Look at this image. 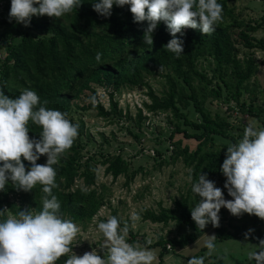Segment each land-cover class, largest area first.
Returning a JSON list of instances; mask_svg holds the SVG:
<instances>
[{
  "label": "trees",
  "instance_id": "trees-1",
  "mask_svg": "<svg viewBox=\"0 0 264 264\" xmlns=\"http://www.w3.org/2000/svg\"><path fill=\"white\" fill-rule=\"evenodd\" d=\"M230 2L218 0L222 5L223 20L211 34L182 28L183 51L177 57L164 48L171 37L163 22H158L154 29L151 45L144 43L147 21L133 22L128 5H113L111 15L104 17L93 11L90 0H82L76 10L60 18L33 16L28 26H23L8 18L10 0H0V90L12 98L25 89L34 90L45 108L67 113V118L73 122L71 116L78 108L96 110L105 119L119 116L112 101L113 94L143 87L147 89L150 100V104L145 105L146 109L170 116L167 121L171 128L167 139L172 140L174 135L181 134L184 139L196 142L194 150H189L187 146L181 148L180 141L174 142L171 159H181L189 167L193 183L199 173H206V178L214 182L222 180L225 177L220 172V164L225 158L226 147L237 142L243 130L237 134L228 117L218 111L212 112L210 105L216 101L226 104L227 110L239 108L240 112L257 119L260 127L264 126V107H254L253 97L246 105L242 97L251 93L248 83L258 70L254 53L264 52V38L254 37L260 25L240 20ZM176 35L180 36L179 33ZM97 52L100 53L99 65L95 59ZM241 52L243 56L239 58ZM155 76L164 80L166 90L161 96H156L147 83L148 78ZM99 89L108 93L109 111H105L99 102L93 105L88 100L90 96H95L97 101ZM85 99L89 101L87 105L79 107ZM230 104L235 107H230ZM141 121L139 113L134 120L138 133L127 128L136 141L142 137ZM78 126V135L71 147L53 165L56 187L52 189V194L60 201L59 214L62 218L84 228L107 201L105 187L101 185L99 191L94 188L95 166H104V174L111 176L112 180L123 176L125 186L133 181L138 172L130 170L121 153L99 152L85 156L88 151H84L85 144L81 139L83 136L88 138V135L81 120H78ZM27 127L29 138L39 139L40 126L30 120ZM149 157L159 158L161 153L155 150L154 155ZM45 160L46 156L42 154L36 163L43 164ZM21 161L27 171L29 162L23 157ZM41 187L37 184L32 190L24 192L14 188L9 181L5 190L0 191V209L5 207V213L13 215L21 210L38 212L42 207L41 197L44 196ZM197 200L192 199L188 203L184 197L174 202L173 209L161 208L158 214L145 212L143 219L151 223L167 225L168 222H175L188 229V233L178 239H158V264H162V258L168 252L167 246L172 250L183 249L201 238L209 228L213 229L215 242L233 239L257 245L260 239H264V232L259 229L264 220L255 215L234 231H228L223 226L226 218L219 210L218 227L209 223L203 229L197 228L190 217V210L198 203ZM111 216L118 219L121 227L127 228L126 242L148 248L142 239L133 234L130 222L123 223L116 210H112ZM249 225L254 229L245 239V229ZM67 259L66 253L55 264H65Z\"/></svg>",
  "mask_w": 264,
  "mask_h": 264
},
{
  "label": "clouds",
  "instance_id": "clouds-1",
  "mask_svg": "<svg viewBox=\"0 0 264 264\" xmlns=\"http://www.w3.org/2000/svg\"><path fill=\"white\" fill-rule=\"evenodd\" d=\"M93 11L108 17L111 8L129 6L133 22L147 21L143 41L152 43V33L158 22H163L170 39L164 48L179 57L183 51L182 28L198 29L201 34H211L223 20L222 5L218 0H90ZM82 0H10L8 18L28 26L33 16L60 18L76 10ZM179 33L178 37L176 34ZM100 62V53L95 54ZM88 100L95 105V96ZM39 105V106H38ZM40 126L39 139L27 135L29 121ZM78 124L67 118V113L45 108L34 90L25 89L15 98L0 90V191L9 181L14 188L28 192L41 185L44 196L38 212L18 211L15 215L0 209V264H55L62 255L71 252L70 242L79 232L73 221L59 214L60 201L52 194L56 187V171L53 165L65 150L69 149L78 135ZM45 155L43 164L36 161ZM29 162L25 170L21 161ZM225 177L223 188L231 199L226 200L221 188L199 173L191 192L200 199L190 210V217L199 229L206 224L219 226L218 212L221 207L231 215L242 213L255 215L264 220V126L247 124L243 134L235 143L226 147L225 158L220 164ZM191 179V175H189ZM131 220L139 219L138 213L130 214ZM103 236V247L107 248V259L97 254L96 249L71 256L65 264H153L156 259L150 249L134 247L125 240L126 227H121L115 216L99 221L95 225ZM244 233L245 239L252 232ZM203 246L211 254L216 248L215 235H205ZM249 251L251 264L264 262V239ZM186 264H204V257H190Z\"/></svg>",
  "mask_w": 264,
  "mask_h": 264
},
{
  "label": "rangeland",
  "instance_id": "rangeland-1",
  "mask_svg": "<svg viewBox=\"0 0 264 264\" xmlns=\"http://www.w3.org/2000/svg\"><path fill=\"white\" fill-rule=\"evenodd\" d=\"M230 6L234 8L235 15L242 21L255 22L260 25V29L254 34L257 39L264 38V0H231ZM243 56V52L239 58ZM258 70L256 75L249 81L248 89L250 94H243V100L246 105L250 102L249 98H254V107H264V52L256 51L254 53ZM205 63H203L204 66ZM205 68L207 69L206 65ZM210 75V74H209ZM151 90L156 96H161L165 91L164 80L160 76H155L147 79ZM131 90L135 93L122 99V96L113 94L112 101L116 104V111L119 116L103 118L98 115L96 110L76 109L73 111L71 119L73 123L78 124V120L83 122L88 138L83 136L81 141L85 144L84 151H88L85 156L90 154L121 153L123 158L129 163L131 171H137L136 177L125 186V179L120 176L112 180L111 176L104 174L105 167L102 165L95 166L96 181L94 188L98 191L101 185L105 187L106 203L98 213L93 217L92 221L84 228L80 225L79 232L70 242V251L77 257L84 252L96 249L97 254L107 259V248L103 247L104 238L97 231L95 225L100 219L106 220L111 216L112 210H116L117 217L123 222H130V228L137 239H142L148 248L137 244L134 247H142L153 251L156 259L153 264H158L160 247L157 246V241L162 238L163 241L178 239L182 235L188 233V229L184 225H177L175 222H168L167 225L160 223H151L143 219L146 211L159 213L161 208L173 209L174 202L186 197L188 203L192 199H200L191 192V184L189 179V167L185 166L181 159H171L170 155L175 149L174 142L180 141L181 148L187 146L189 150H194L196 142L186 140L181 134L174 135L172 140L167 139V135L171 128L168 123L170 116L165 114L159 117L156 124L146 126V122L141 121V135L139 141H136L128 133L127 128L134 133H138L134 125L136 116L142 113L138 110L139 92L147 89L143 87H135ZM128 92L130 89H124L122 92ZM126 92V93H127ZM98 100L105 111H109L108 93L103 90H97ZM88 100H82L79 107L87 105ZM233 108L234 104H230ZM235 107V106H234ZM227 105L214 101L210 105V110L218 111L223 116L228 117V122L238 134L244 130L245 125L253 124L255 127H260V122L242 112L239 108H231L227 110ZM147 130L144 131V128ZM149 129L154 131L150 133L149 138L144 135ZM144 131V132H143ZM157 150L161 153L159 158H150V150ZM99 159V157H97ZM163 160V161H162ZM224 179L215 181L214 186L220 187L222 194L226 200L231 199L223 188ZM78 184V182H76ZM226 221L223 226L228 231H234L240 227L246 220L253 215L242 213L240 216L231 215L225 208L221 207ZM135 211L138 213V220H131L130 214ZM7 213V212H6ZM248 229H254L253 226H248ZM259 229L264 232V221ZM205 235H214L213 229L209 228L207 232L194 243L186 246L183 249H174L167 246V254L162 258V264H186L190 257H204V264L216 262L221 264H251L247 259L249 251H259L255 244L242 240H226L215 242L216 248L209 255L207 249L203 246ZM205 248V249H204ZM71 252L67 253V257L71 256ZM264 264V262H262Z\"/></svg>",
  "mask_w": 264,
  "mask_h": 264
},
{
  "label": "built area",
  "instance_id": "built-area-1",
  "mask_svg": "<svg viewBox=\"0 0 264 264\" xmlns=\"http://www.w3.org/2000/svg\"><path fill=\"white\" fill-rule=\"evenodd\" d=\"M99 90H102V89H99ZM103 92H105L104 90H103ZM127 92V91H126ZM126 92H120L119 94H117V93H114V95L115 94H117V95H119V96H122V99H124V98H126L127 96H129V95H131V94H133V93H135V91H133V90H130V91H128L127 93ZM139 103H137L136 105H137V107H138V110L142 113V115H143V117H142V120H143V122H146V126H149L150 124H151V126H153L154 124H156L157 123V121H158V119H159V117H161L162 115H166V116H168L169 117V114H167V113H161V112H152V111H149V110H147L146 109V107H145V105H149L150 104V100H149V98H148V96H147V94L145 93V91H144V93L143 92H139ZM97 100H98V96H97ZM100 103V102H99ZM143 126V125H142ZM144 128V127H143ZM145 130H147L146 128H144V131ZM143 131V132H144ZM154 130L152 129H149V131L146 133V132H144V135L147 137V138H149V135H150V133H152ZM154 153V150H150V154L152 155ZM154 155V154H153ZM3 209H5V211H6V208L5 207H3Z\"/></svg>",
  "mask_w": 264,
  "mask_h": 264
}]
</instances>
